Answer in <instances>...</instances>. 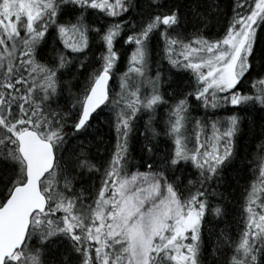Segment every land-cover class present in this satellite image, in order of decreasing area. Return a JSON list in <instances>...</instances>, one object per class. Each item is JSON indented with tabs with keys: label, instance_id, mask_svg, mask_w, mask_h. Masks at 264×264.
<instances>
[{
	"label": "snow or ice",
	"instance_id": "snow-or-ice-1",
	"mask_svg": "<svg viewBox=\"0 0 264 264\" xmlns=\"http://www.w3.org/2000/svg\"><path fill=\"white\" fill-rule=\"evenodd\" d=\"M0 264H264V0H0Z\"/></svg>",
	"mask_w": 264,
	"mask_h": 264
},
{
	"label": "trees",
	"instance_id": "trees-1",
	"mask_svg": "<svg viewBox=\"0 0 264 264\" xmlns=\"http://www.w3.org/2000/svg\"><path fill=\"white\" fill-rule=\"evenodd\" d=\"M224 25H225V21L223 18H221L219 20L218 23H215V27L212 28V34L216 35L218 33H222L223 29H224ZM191 31V29H190ZM131 51V49H129ZM129 51V52H130ZM127 57L124 58L123 61V67L120 68V70L122 72L126 71L127 69ZM115 87V91H119V87L118 86H114ZM107 111V110H106ZM145 121L147 120V116L144 117ZM99 127V139L102 141L101 145H100V149H101V155H103L104 153V149H111V147L114 145L115 143V135L114 132L112 130V128L106 124V123H102L101 125L98 126ZM261 143V140L257 139V140H253L249 134L247 132H245L243 139L240 141V149L242 152H247L250 153L248 159L250 160H255L256 159V155H257V145H259ZM161 149H163L164 147H166V145L161 144L159 146ZM133 155L135 156V160H134V164L136 165V167H139L141 160H140V156L142 155L138 149L136 152L133 153ZM135 170V169H132ZM141 170H146V169H141ZM258 177V172L257 173H251L250 174V181L251 180H255ZM244 183L243 180L240 181V184L242 185ZM238 196V193H237ZM235 208L239 209L240 204L237 203L235 206ZM209 225H206L205 228V237L207 239V229H208ZM210 227L214 228L217 232L220 231L221 228L224 227H228L231 231V234L233 235L234 238L239 237V230H240V215L239 212H234L233 216L230 218V221L227 225H216V223L213 221L212 225H210ZM211 247V245H209V248Z\"/></svg>",
	"mask_w": 264,
	"mask_h": 264
},
{
	"label": "bare ground",
	"instance_id": "bare-ground-1",
	"mask_svg": "<svg viewBox=\"0 0 264 264\" xmlns=\"http://www.w3.org/2000/svg\"><path fill=\"white\" fill-rule=\"evenodd\" d=\"M213 32V31H212ZM128 51H130V50H128ZM257 152H258V148H257Z\"/></svg>",
	"mask_w": 264,
	"mask_h": 264
},
{
	"label": "rangeland",
	"instance_id": "rangeland-1",
	"mask_svg": "<svg viewBox=\"0 0 264 264\" xmlns=\"http://www.w3.org/2000/svg\"><path fill=\"white\" fill-rule=\"evenodd\" d=\"M125 62H127V61H125ZM120 72H122V71L120 70Z\"/></svg>",
	"mask_w": 264,
	"mask_h": 264
}]
</instances>
